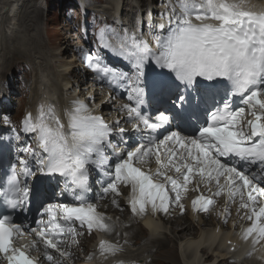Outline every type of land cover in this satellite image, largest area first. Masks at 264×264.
Instances as JSON below:
<instances>
[{
  "label": "snow or ice",
  "instance_id": "6c2138e0",
  "mask_svg": "<svg viewBox=\"0 0 264 264\" xmlns=\"http://www.w3.org/2000/svg\"><path fill=\"white\" fill-rule=\"evenodd\" d=\"M165 18L167 31L161 25L160 33H152L155 50L142 35L98 31V46L127 62L128 71L110 67L99 52L89 51L84 57L97 79L124 90V123L132 125L137 143L117 151L125 134L121 122L105 123L78 100L64 114L67 126L51 106L41 105L35 117L26 114L22 131L33 134L40 151L21 145L37 167L21 157L20 172L13 166L6 187L0 188V204L11 209L0 214V258L5 264H40L31 251L49 264H56L54 253L70 258L61 245L80 234L76 224L89 234L113 232L108 218L88 200L92 172L106 178L101 184L105 196L122 195L121 185L129 188V210L139 216L149 207L153 214H168L173 203L183 214L181 194L188 186L195 183L193 190L199 192L202 184L211 191L214 183L212 196H226L223 222L227 224L230 214L227 205L239 198L241 218L250 222L242 239L251 241L253 249L264 242V12L246 10L236 0H176ZM148 64L171 74L161 73L151 83L153 99L163 106L154 116L143 110ZM114 129L120 143L113 140ZM12 131L19 140L20 134ZM153 159L155 172L144 171L142 166ZM169 170L176 175H169ZM36 172L57 184L62 179L78 203L50 202L38 178L28 184ZM33 201L39 218L35 227H25L14 214ZM113 203L119 207L116 200ZM214 203L200 194L192 208L207 213ZM25 235L34 236L30 247L16 246L15 239ZM122 250L118 242L99 243V254L105 257Z\"/></svg>",
  "mask_w": 264,
  "mask_h": 264
},
{
  "label": "rangeland",
  "instance_id": "374dc122",
  "mask_svg": "<svg viewBox=\"0 0 264 264\" xmlns=\"http://www.w3.org/2000/svg\"><path fill=\"white\" fill-rule=\"evenodd\" d=\"M51 1L52 0H50L48 2V5L51 4ZM40 2H42V0L41 1H39V0H0V55L2 56V59H3V67L0 68V73L4 72L5 70H7L6 72H8L10 69H13L14 66H16L17 64H19L20 62H23L25 60H27V62L32 63V65H34V67H36L38 65L37 63L38 62L40 63L38 58H44L46 60L49 59L51 62H54V59L57 58L58 63H56V64H59V65L61 64V67L59 68V70L64 69L66 62L70 61L66 58H62L64 56H60L61 53L63 52V50L57 51L58 45L53 44L54 49H51V47L47 44V36L53 37L56 35V30L54 29V26L56 24L54 22H52L51 27L50 26L45 27L44 15L46 13L43 10L44 5L40 4ZM10 3H13L14 5H16V4L18 5V9H17V13L15 15L14 21H11V18H9L11 16L7 15L8 14L7 11L10 7ZM38 4H39V6H37ZM55 9H56V6H54L53 9L50 11L51 16L49 17V18H52L54 20L56 19L55 18L56 17V10ZM10 23H15V30L14 31L10 30V28H9ZM58 38H59V35H58ZM34 39L36 40V46L37 47L34 45H33V47H31L32 40H34ZM29 40L31 43L29 42ZM37 40L39 42H37ZM20 44H22V45L20 46ZM19 47H20V49H19ZM35 48H39V51L41 53L36 54L33 51V50H35ZM16 49H19L21 54L17 53V55H15L16 53L14 51ZM50 50H51V52H48ZM57 52H59V53H57ZM12 55L14 56V58H12ZM48 56L51 58H49ZM44 59H42L41 61H43ZM60 60L62 61V63ZM1 63H2V61L0 62V64ZM71 63H69V64H71ZM41 65L44 66V64H41ZM50 68H51V73L53 70H56V71L58 70V68L55 66L50 65ZM38 69H35V71H34L35 74L33 76H35V75L37 76L39 72H43V73L45 72L44 69L37 72ZM5 73H2V75H0L1 79L4 78ZM31 75H32L31 73L28 74L29 77H31ZM47 78H48L47 81H49V79L52 78V76L51 77L46 76V79ZM33 80L35 81V77L33 78ZM50 88L52 89L51 86H50ZM15 110H19L18 111V114H19L22 111V107L19 106ZM175 234H177V233H175ZM167 238H169L172 241L168 245L171 248H169L167 245H165V247L163 249H161L159 251V253L155 255V257L152 256V254L150 253L149 256H152L150 264H178V261H175L172 258L168 259L170 257V255L172 253H174L175 256H173V257L177 260V254H176V250L174 247L175 246L174 240L171 239V237H167ZM162 242H163L162 240H159L158 242H156L155 246L156 247L159 246ZM180 245H181L180 246L181 250L186 249V243L185 242L182 243V241H180ZM156 247L152 248L153 249V255L156 253V249H154ZM178 252H179V249H178ZM165 254H167L166 257H165Z\"/></svg>",
  "mask_w": 264,
  "mask_h": 264
},
{
  "label": "bare ground",
  "instance_id": "6f19581e",
  "mask_svg": "<svg viewBox=\"0 0 264 264\" xmlns=\"http://www.w3.org/2000/svg\"><path fill=\"white\" fill-rule=\"evenodd\" d=\"M115 1H118V0H115ZM9 7V6H8ZM10 9L7 11V15H10L11 17H9V18H11V21H14V18H15V15H16V13H17V9H18V5L16 4V5H14L13 3H10ZM100 8H102L103 9V11H107V8H106V6H102V7H100ZM6 15V16H7ZM10 30H12V31H14L15 30V23H10ZM29 42H30V40H29ZM37 42H39L38 40H37ZM31 43V42H30ZM22 44H20V46H21ZM33 45L34 46H36V40L34 39V40H32V44H31V47H33ZM38 45V44H37ZM37 47V46H36ZM19 49H20V47H19ZM19 49H16L14 52L16 53L15 55H17V53H20L21 54V52H20V50ZM43 50V49H42ZM28 51V50H27ZM36 54L37 53H41L40 51H39V48H35V50H33ZM34 53V54H35ZM57 53H59V52H57ZM65 53H67V49L65 48V50H63V52L61 53V55L60 56H64L65 55ZM9 54V53H8ZM50 55V54H49ZM52 55V54H51ZM56 55V54H55ZM4 56V55H3ZM57 56V55H56ZM49 57V56H48ZM12 58H14V56L12 55ZM49 58H51V57H49ZM59 59V58H58ZM61 59V58H60ZM2 61V63L0 64V68L1 67H3V59H2V56L0 55V62ZM61 61V60H60ZM72 61L70 60V61H68V62H66V64H65V68L64 69H62V70H59V68L61 67V64L59 65V64H56V63H58V60H57V58L56 59H54V62H52L51 63V66H55V67H57L58 68V70L56 71V70H53L52 71V79L53 80H55V79H58L59 80V82L61 81H63V82H65L66 84H74L75 83V81H70L68 78H66L67 76H70L71 74L74 76V72H75V66L73 65V67L71 66L72 64H69V63H71ZM61 63H62V61H61ZM5 67V66H4ZM40 69V68H39ZM35 77V81H34V84H35V90H38V91H35L36 93L37 92H41V91H44V92H46L47 90H48V87L47 86H45V84L47 83V79H46V77L45 76H43V72H39L38 73V75L36 76H34ZM96 90H98V88L96 89ZM38 96H40V95H38V93H37V95L36 96H34L35 97V99L38 97ZM174 212V214H175V212H177V210L176 209H172V213ZM175 222H178V220H175ZM152 224L154 225V226H158V224L156 223V222H152ZM176 225H183V224H181L180 222H178V223H176ZM196 226V225H195ZM192 227H194V225H192V224H189L188 226H186V227H184V228H182L181 230H180V232H181V235L179 234V233H177L178 235H179V238H180V241H182V243L183 242H185L186 243V249H191V247L192 248H198V245H199V243H201V240L202 239H205L206 237H205V235L203 234V235H201L200 236V232H199V229L198 228H196V227H194L195 228V231H193L192 230ZM172 230H173V234L174 235H176L175 234V232H174V228H172ZM192 231H193V233H192ZM191 233L194 235V234H197V239H195L194 241H192V239L193 238H191ZM206 233H208V232H206ZM184 237V238H183ZM184 240H183V239ZM154 241L151 243V244H148V246L146 247V249L143 251V252H141V253H139L140 255H139V257H140V259H141V261H144V260H146V257L145 258H143V255H145V253H148L149 255H150V253L152 252V248L153 247H156L155 245H154V243H155V241L157 240V239H153ZM164 240L167 242V243H165V245H168V244H170L172 241L169 239V238H167L166 236H164ZM159 244V243H158ZM175 244V243H174ZM161 248H163V245H161L160 246ZM169 247V246H168ZM175 247V246H174ZM169 248H171V247H169ZM154 249H156V251H157V248H154ZM220 250V249H219ZM165 252V251H164ZM211 252L212 253H214L215 255H216V253L214 252V251H212L211 250ZM152 254V253H151ZM170 255V254H169ZM153 256V255H152ZM167 256V254H165V257ZM173 256H175V254L174 253H172L171 255H170V257L168 258V259H170V258H172V259H174L175 261H178V257H177V260L173 257ZM217 256H219V257H222V258H225V256H224V253L220 250V252H219V254H217ZM167 259V260H168ZM121 264V263H120ZM122 264H127V262H123L122 261ZM204 264H206V263H204Z\"/></svg>",
  "mask_w": 264,
  "mask_h": 264
}]
</instances>
